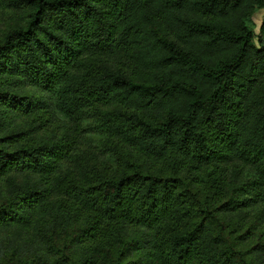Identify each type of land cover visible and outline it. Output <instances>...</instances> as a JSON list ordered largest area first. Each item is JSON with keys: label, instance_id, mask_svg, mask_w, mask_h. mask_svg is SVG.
<instances>
[{"label": "trees", "instance_id": "obj_1", "mask_svg": "<svg viewBox=\"0 0 264 264\" xmlns=\"http://www.w3.org/2000/svg\"><path fill=\"white\" fill-rule=\"evenodd\" d=\"M264 0H0V264H264Z\"/></svg>", "mask_w": 264, "mask_h": 264}, {"label": "rangeland", "instance_id": "obj_2", "mask_svg": "<svg viewBox=\"0 0 264 264\" xmlns=\"http://www.w3.org/2000/svg\"><path fill=\"white\" fill-rule=\"evenodd\" d=\"M263 18H264V9H260L254 13L250 22L248 23L249 28L254 30L256 34H258L259 32V28Z\"/></svg>", "mask_w": 264, "mask_h": 264}]
</instances>
